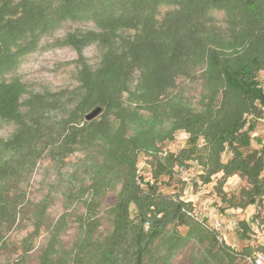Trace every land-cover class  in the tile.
Here are the masks:
<instances>
[{
	"label": "trees",
	"instance_id": "16d2710c",
	"mask_svg": "<svg viewBox=\"0 0 264 264\" xmlns=\"http://www.w3.org/2000/svg\"><path fill=\"white\" fill-rule=\"evenodd\" d=\"M162 5L176 7L160 19ZM215 9L242 15L247 29L241 44H227L214 36L210 13ZM66 20L92 22L100 32L88 31L90 35L112 41L115 49L120 27L135 26L137 40L121 39L132 52L127 65L113 52L105 56L100 74L83 76L87 102L103 105V118L80 125L84 101L61 120H45L47 110L41 109L49 105L43 99L30 115L39 119L22 118L19 135L3 143L12 156L0 162V246L9 245L2 227L30 225L18 246L21 252L10 264H27L43 231L48 238L40 246L38 264H171L192 239L210 235L206 225L192 216L190 201L159 189L170 184L176 166L197 164L203 184L221 173L220 190L231 176L245 178L250 188L247 200L238 205L243 208L264 195V147H251L264 108L259 79L264 71V0H0V118H21L22 88L14 75L19 60ZM196 66L202 67L198 74ZM137 68L152 94L140 93L142 104L132 106L125 103L122 92ZM7 74L14 77L10 82L3 80ZM109 74L120 82L107 85L109 80L102 78ZM181 75L200 79L197 105L181 94H170ZM56 107L61 112L71 105L59 100ZM178 131L188 134L186 146L160 155L162 144ZM76 151L89 154L90 161L80 169L65 170L67 158ZM141 151L152 156L149 180L138 173ZM38 158L52 163L55 178L45 185L42 198L32 203L23 183ZM118 185L115 203L102 210L103 198ZM58 197L63 213L54 221L49 209ZM222 197L225 200L224 193ZM78 204L85 212L75 217L78 236L67 246L61 236ZM104 214L112 227L106 235L98 231ZM242 224L247 236L250 225ZM181 226L187 227L185 233ZM212 239L217 242L215 235ZM248 248L239 253L243 264L244 256L251 254L245 252ZM236 255L229 246L211 248L200 264H235Z\"/></svg>",
	"mask_w": 264,
	"mask_h": 264
},
{
	"label": "rangeland",
	"instance_id": "374dc122",
	"mask_svg": "<svg viewBox=\"0 0 264 264\" xmlns=\"http://www.w3.org/2000/svg\"><path fill=\"white\" fill-rule=\"evenodd\" d=\"M175 7L162 5L160 8V19L163 18L167 11L173 10ZM210 15L213 18L211 19L212 27L215 29L213 34L214 36L216 34L218 40L226 42L227 44H241L246 34L247 25H245L242 15L239 12L231 14L226 9H215ZM132 27L131 29H122L120 27L117 30V36L114 38L117 41L116 46L118 49H115V43L112 44V41L102 42L98 37L90 35L88 31L100 32V29H96L92 22L81 23L66 20L57 29L43 35L36 49L20 58L18 68L14 75L17 77V80L15 79L16 82L22 88L20 100L21 118H0V162L7 161L12 156V151L5 147L3 143L19 135V132L23 129L21 124L22 118L24 120L31 119L36 121L39 119L36 115H30L32 111L40 108L39 102L43 99L49 105L47 109L43 107L41 109L47 110L44 115L49 118H44L45 120L51 117H57L61 120L68 116V112L71 109L84 101L82 121L81 119L78 120L80 125H83V121H86L85 115L99 106L103 107V111L94 120L99 121L104 117L106 110L103 105L87 102L90 96L83 85V76L90 74L92 77H95L100 74V68L107 54H117L120 57V61L122 56L126 60L124 64L127 65L131 60V51H128V48H124L121 39L127 37L132 41L137 40L136 28H134L135 26ZM194 68L196 74L201 72V66ZM11 76L12 74H7L3 80L10 82L12 80L11 78H14ZM106 78L102 79L104 81L109 80L107 83L109 86L120 82L119 79L116 82L113 74H109ZM259 79L264 88V71L260 72ZM127 80L130 82L122 92L125 103L132 106L141 105L142 103L139 102L137 96L146 91L152 94L143 81V72L140 68H137L133 71L131 78ZM201 91L202 84L199 78L190 80L188 77L181 75L177 79V85L170 91V94H181L184 98L186 97L191 101L193 105H197ZM61 97H64V99L62 100ZM59 100L61 103L64 102L65 105H71V108L58 112V107L56 106H58ZM140 111L146 114V110L143 109ZM252 137V148H256V146H259V148L264 147V142H262L264 140V108L262 118L256 121V128L252 133ZM187 138L188 134L186 132L178 131L173 140L166 141L162 144L163 151L160 155L165 156L167 151L178 152L186 146ZM259 143L261 145L263 143V146ZM88 156L89 154L83 151L74 152L67 158L68 164L65 170L68 168L71 170L75 167L80 169V164L84 163L85 160L87 162L90 161ZM151 158L152 156L145 151H141L139 155L138 173L144 180H149L151 177L149 172L150 165L148 164ZM227 158L228 155L225 156V160ZM37 160L34 170L23 183L24 189L27 190V198L32 203L42 198L47 190L45 185L55 178V170L52 163L47 158H38ZM71 165H74V167H71ZM199 174L200 171L197 164H192L185 168L176 166L174 178L170 181V184L159 187L167 195L190 201L193 208L191 212L192 216H195L197 220L203 222L210 231V235L208 236L192 239L172 259L171 264H200L205 254L209 253L211 248L221 247L223 250H228V246L238 254L236 255L235 264H243V257L239 253L247 246L249 248L245 252H253V247L248 240L250 238V228L256 224L257 219L258 221L261 220V222H264V195L257 197L254 204H249L243 208L238 205L243 204L247 200L250 188L245 178L239 175L231 176L220 190L217 179L221 176V173L217 177H214L213 181L208 184L202 183L198 177ZM262 174L264 176V171ZM167 179V177L164 178V180ZM86 183L88 184L89 180ZM119 187L120 185L115 190H110L103 198L102 210L109 208L115 203V197ZM222 193L225 194V200L222 199ZM131 210L133 212L135 211L133 206H131ZM83 212H85V208L80 204L76 205L73 210L70 227L61 236V239L67 246H71L78 236V223L74 219ZM62 213L63 206L61 198L58 197L55 204L50 207L49 214L55 221ZM217 220L221 222L219 229H215L214 227ZM102 221L103 224L99 227L98 231L106 235L112 229L107 214L103 215ZM243 221L250 225L247 236L242 234L244 230ZM31 229L32 227L30 225H27L23 229H16L15 225L11 229L2 227L1 235L3 239L5 237L9 238L6 240L9 242V245L0 246V264H10V262L15 260L21 252L18 249L21 239ZM179 230L185 233L187 227L181 226ZM214 235L216 236L217 242L212 239ZM47 238V232L43 231L37 240V247L31 251V259L27 264H38L37 257L40 253V246L45 244ZM213 262L210 261L211 264Z\"/></svg>",
	"mask_w": 264,
	"mask_h": 264
},
{
	"label": "built area",
	"instance_id": "2783aa9c",
	"mask_svg": "<svg viewBox=\"0 0 264 264\" xmlns=\"http://www.w3.org/2000/svg\"><path fill=\"white\" fill-rule=\"evenodd\" d=\"M215 229L221 227V222H215ZM250 238L248 239L253 247L251 254L245 255L246 264H264V222L256 221V224L250 228Z\"/></svg>",
	"mask_w": 264,
	"mask_h": 264
},
{
	"label": "water",
	"instance_id": "95a60500",
	"mask_svg": "<svg viewBox=\"0 0 264 264\" xmlns=\"http://www.w3.org/2000/svg\"><path fill=\"white\" fill-rule=\"evenodd\" d=\"M102 111H103V107L101 106L95 108L94 110L90 111L85 115V120L88 122L94 120L102 113Z\"/></svg>",
	"mask_w": 264,
	"mask_h": 264
},
{
	"label": "crops",
	"instance_id": "0c3cea01",
	"mask_svg": "<svg viewBox=\"0 0 264 264\" xmlns=\"http://www.w3.org/2000/svg\"><path fill=\"white\" fill-rule=\"evenodd\" d=\"M262 142H264V140H263ZM260 145H261V143H260ZM261 146H263V143H262V145H261ZM256 147H258V148H259V146H256Z\"/></svg>",
	"mask_w": 264,
	"mask_h": 264
}]
</instances>
